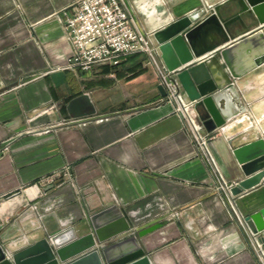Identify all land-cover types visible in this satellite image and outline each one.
Returning <instances> with one entry per match:
<instances>
[{
  "label": "crops",
  "instance_id": "1",
  "mask_svg": "<svg viewBox=\"0 0 264 264\" xmlns=\"http://www.w3.org/2000/svg\"><path fill=\"white\" fill-rule=\"evenodd\" d=\"M73 1L0 0V244L19 251L79 222L86 228L91 213L115 205L131 230L160 224L140 238L150 264H259L247 228L180 115L162 99L145 55L86 72L67 66L72 46L61 14ZM224 1L125 0L150 35ZM261 27L247 18L229 24L227 37L212 29L206 45L214 50L206 54ZM234 83L246 111L208 140L230 187L243 176L231 148L264 145V60ZM52 174L54 181L41 182ZM48 184L54 187L45 191ZM228 195L242 216L258 210L264 176L237 197Z\"/></svg>",
  "mask_w": 264,
  "mask_h": 264
},
{
  "label": "water",
  "instance_id": "2",
  "mask_svg": "<svg viewBox=\"0 0 264 264\" xmlns=\"http://www.w3.org/2000/svg\"><path fill=\"white\" fill-rule=\"evenodd\" d=\"M223 12L229 14L224 17ZM247 18L264 22V0H225L209 11L202 7L173 19L151 34L163 64L168 70H177L183 99L193 101L202 133L219 130L246 111L234 82L264 60V27L222 46L217 53L207 55L214 49L206 44L212 29L227 37L229 24L238 21L242 25ZM158 90L165 96L162 85ZM231 151L243 175L229 188L237 197L261 183L264 145L262 140L250 141L235 145ZM53 187L48 184L44 190ZM242 221L264 252V206L244 215ZM159 227L154 223L131 230L124 214L112 205L91 213L86 228L79 222L16 252L0 244V264H150L140 238ZM76 229L83 232L76 236ZM129 232L132 234L122 237Z\"/></svg>",
  "mask_w": 264,
  "mask_h": 264
},
{
  "label": "built area",
  "instance_id": "3",
  "mask_svg": "<svg viewBox=\"0 0 264 264\" xmlns=\"http://www.w3.org/2000/svg\"><path fill=\"white\" fill-rule=\"evenodd\" d=\"M70 9L69 13L64 11L61 14L65 37L72 46L67 66L86 72L102 64L116 65L132 54L146 55L154 66L159 85L163 86L165 96L162 99L170 102L174 112L180 115L197 151L210 166L217 188L224 193L233 215L241 223L243 216L234 209L228 195L231 184L223 179L208 149V140L213 138V132L202 133L203 126L193 101L186 102L182 97L177 70H168L163 64L152 36L141 30L125 0H74ZM56 177L57 174H52L41 182L46 184ZM29 208H35V205ZM249 238L259 264H264L261 245L250 232Z\"/></svg>",
  "mask_w": 264,
  "mask_h": 264
},
{
  "label": "rangeland",
  "instance_id": "4",
  "mask_svg": "<svg viewBox=\"0 0 264 264\" xmlns=\"http://www.w3.org/2000/svg\"><path fill=\"white\" fill-rule=\"evenodd\" d=\"M152 34V33H151ZM145 65L146 66H149L150 68H152V70L154 71L155 75H156V72H155V69H154V66L152 65V63L150 62V59L145 55ZM156 79H157V76H156ZM158 80V79H157ZM158 83H159V80H158Z\"/></svg>",
  "mask_w": 264,
  "mask_h": 264
},
{
  "label": "bare ground",
  "instance_id": "5",
  "mask_svg": "<svg viewBox=\"0 0 264 264\" xmlns=\"http://www.w3.org/2000/svg\"><path fill=\"white\" fill-rule=\"evenodd\" d=\"M31 192H32V190H29V191H28V194H31ZM11 202H12V201L5 202V203L3 204V207L6 206V205H9ZM3 207L1 208L2 210H3ZM7 207H8V206H7Z\"/></svg>",
  "mask_w": 264,
  "mask_h": 264
}]
</instances>
